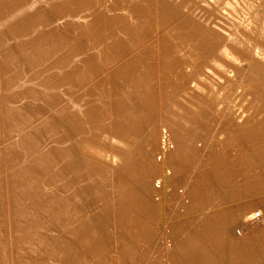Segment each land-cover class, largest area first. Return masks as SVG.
Segmentation results:
<instances>
[{"label": "bare ground", "instance_id": "6f19581e", "mask_svg": "<svg viewBox=\"0 0 264 264\" xmlns=\"http://www.w3.org/2000/svg\"><path fill=\"white\" fill-rule=\"evenodd\" d=\"M112 1L115 2V0H112ZM213 1L217 3V6H215V8L214 6L213 7L211 6L212 8H209V10H207L210 16L206 19H203L206 22H204V25L203 23H201V26L199 28L200 30L196 32L193 30V28L189 27L192 29L193 32H196V34L194 35L200 36L201 38L196 39L197 40V41L195 40L196 42L190 35L187 38L185 37V38L180 39V41L183 42L182 44L184 43L186 44L188 42L193 43V47L195 49H196V45L200 49L201 44H202L203 48H201V51H199V49H197L198 51H192L193 48H191L192 50L187 49V52H186L183 49H181V47L183 46L181 45V47L179 48L181 49L179 51L180 55L176 54L175 52L174 53L176 55H172L173 53L172 51L170 52L171 53L170 56H172V58L171 57L170 58L173 60L169 58V55H168V58L172 61L171 65L175 64L176 68L178 66L183 68V69L177 68L178 70L177 69H176L177 71L175 70L177 74L180 73L182 76H186V77H189V75L191 74L190 79L194 77L193 83L197 84L198 82L197 85L201 84L200 83L201 80H204L207 77L210 79L211 75L213 74L214 75L217 74V76L220 75L221 83L219 84L218 80H216L218 85H215V86H218L217 91L221 92L220 88L223 85H227L230 88V90H232V95H233V97L231 98L232 100L231 102H233L231 106H233L234 104V106L238 108L237 111L239 110L238 114L236 113V116L235 115L233 116L232 114H234V112H232L233 109L231 108L232 110L231 109L230 110L232 113L231 114L229 113L230 116L229 118L225 119L226 121L224 122V124L226 123L227 125H230V126H227L230 128L234 126L238 127L236 130H234V134L232 133V135H235V131H237L238 134L241 135V136L238 135L239 138L242 136H245L244 137L245 142H252V139H253L252 133L254 130V125H257L256 124L257 121L254 122V114L252 112H251L252 114L250 113L249 115L248 113L246 114V112H249L248 111L249 108H252V106L250 105L252 103L251 97L256 98L254 96L255 95L257 96V94H260V95L262 94L264 97V89L260 88L258 90L257 82L259 83L260 80L255 79L253 77L254 75L252 76L251 74L252 73L251 68L255 66L257 67V65L255 64L256 62H254V59L250 60L247 57H245V55H242L246 52L245 51L246 49L243 50L241 48L243 50L242 51L239 48V46L241 44H244V42L240 44V42H242L240 41L238 44L237 40H235V36L238 38L236 34L240 32L239 27H245V26L249 27V25H246V24H249L250 22H252L254 18L255 14L252 15L251 13L252 12L251 8L254 5L251 3V0H212L210 2L208 1V3L212 4L211 2ZM256 1L257 0H255V2ZM116 2H118L117 4H121L119 3L118 0H116ZM163 2L165 3V5L168 3L167 0ZM95 3L97 4L98 2H96L95 0H51V1L50 0H33V1L31 0H0V11L2 13H4L7 10L15 13V14L14 13L12 14V17L15 19V21H13L11 26L8 27V30H13L14 32H19V33L24 32L25 35L29 34L32 37L29 39H23V38L17 39L16 38L13 44L8 45V47L6 48H2L3 45L1 44H3V42L5 41V38L0 36V68H2L1 70L3 71V74L1 75L4 79V82H2L3 81L2 80L0 83H3V86L5 84V87L7 88L6 93L2 96V102H0V123L2 122V126H0V164L7 166L8 170H10V174L8 175L7 179L6 178L4 180L0 179V208H2L4 204V198H5L4 194L9 193L8 194L10 195L9 201L10 199L13 200L14 202L13 212L16 213L17 215L15 218L16 230L14 234H11V236L13 235L12 238L14 239L12 242L13 247L16 246L17 248L16 254L14 251H12L14 254V257L15 256L17 257L18 262L15 261L16 258H14L15 260L13 259V261L16 264L17 263L19 264H55L54 262H56V260L64 256L63 251H62L64 243L68 244V247H66V250H67L66 258L70 260H74V262H71L73 264L84 263L82 259L83 257L80 255L84 256V254L88 253V256L89 255L94 256L103 250L104 248L103 244L100 241H98L96 234L93 233L91 230V223H92V214L90 215L91 210H88L89 214L87 215L86 210L83 208H80L81 206L80 193H81L82 188L87 187L91 189L95 182H98V181L100 182L103 180V178L105 177V176L103 177V175L110 174L109 177H110L111 184L108 185V188H109V191L112 190V195H113L112 202L110 205L112 207L113 214L120 218V222H123L128 226H132L135 222V216H133V213L135 212L134 209L138 206L141 208L140 202L138 200L139 193L141 191L146 192L147 190L146 186L144 185L145 184L144 182H142L141 184L142 186L139 188L136 187L138 185L134 183L135 181L133 182L134 184L130 182L131 178L132 179L135 178V176L132 177L134 173L133 171H135V169L133 170L134 165L132 163V159L134 157L132 156L133 158H131L129 151L131 150V146L134 144L133 141L135 142L136 134L133 133L131 130V126H132L131 123H135L132 115H133L134 110H136V108L132 111V106L128 105V97H126L127 91L124 92L125 89L119 88L120 83H118V81L119 79L121 81H124L127 78V77L125 78V76L132 77V74H135V73H132L133 71L130 72V69L132 68L127 69V67H130L131 65H134L135 63L138 64L140 61L141 62L144 61L142 60L143 59L142 53L143 52L146 53L145 51L146 48L142 47L141 41L139 40L141 39L143 41V39H145V34L147 33V32L146 33L144 32L146 31L145 25H147L148 20L150 18L146 17L148 18L147 23L143 22V26H142L143 28H142L140 26L142 25L140 24L142 22L139 21L140 19L137 17L139 20H136L138 22L136 23V26H138L139 24L140 25L137 28L136 26L135 28H131V26L129 27V25L131 24L129 22L131 21L128 20V15L124 18L122 17L118 19L117 15L106 17L105 15L107 12L104 13L102 12L103 10L100 11L102 13L98 12L99 14L95 15L96 19L100 20L99 18L101 19L103 18L102 19V22H103V21H106L104 20L106 18L108 19V22L106 25H109L108 26L109 28L114 27L115 29L116 27L115 30L117 32L114 31V29L112 30V32L110 31L111 34L110 33L108 34L111 36H110V39H108L107 41V38H106L107 35L106 34L101 35L102 33H104L102 31L96 30L97 33L95 32L92 34L91 31L92 29H94L92 28V23L89 22V19H86L87 17L85 15L80 14L81 12L83 13L84 11H88L90 8H92L93 10H91V13H92L91 16L94 15V13L99 10V9L96 10V8L95 9L93 8V7H97ZM124 3L126 4L130 2H128L127 0ZM209 4H207V6H209ZM138 5L139 4L137 3V6L135 4L133 6L131 5L130 6H131V9L135 7V10L138 11V9L136 8L138 7ZM106 6L108 7L109 5H106ZM117 6L119 7L121 5H117ZM123 6H121V9H123ZM258 6H261V5H258ZM51 7L53 8L54 11L52 10ZM110 7H112V5ZM100 8L104 9L103 7H100ZM145 8L147 7L145 6L144 9ZM112 9L113 8L109 9V11H111ZM118 9L114 11L118 12ZM131 9L130 11L133 12ZM166 10L165 12L170 11L168 7ZM114 11L112 10L111 12H114ZM214 11H216L217 13H222L223 11H226L228 14H230V16L233 17V19L232 21H230V23H228L229 25L225 27L223 26L225 21L222 22L223 25H221V23H219V18H218V21L215 20L218 17L217 15H216L217 17L213 19ZM263 11H262V14H263ZM208 12H206V15H208L207 14ZM84 13L86 14V12ZM145 13L147 14L148 12L146 11ZM174 13H175V16L178 15L176 14L177 11ZM54 14H57V16L53 17ZM133 14H131L132 17H133ZM138 14L140 13L138 12ZM222 14L225 16V13H222ZM257 14L260 16L258 12H256V15ZM66 15H68V17H71V18L64 20L66 21L64 23L66 24L67 27L74 29V33H76L75 31L80 29V31L77 32L78 35L76 34L75 37L77 36L80 37L81 38L80 41H82V43L85 40H87V38L92 39V40L93 39L100 40V38L106 35L104 39L105 41H107V44H105V46L103 45L104 47L101 46L103 48L101 47H100L101 49L99 48L100 50L96 52L97 55L93 57L94 59H92V56L96 54L95 52H94L95 54L93 55L86 53L87 56L85 55L82 56V54L86 52L84 51L85 49H83L84 47H82L84 53L81 52L80 46H83L82 43L80 44V46H78L80 42L77 45H75L74 39L70 38L73 41L72 42L70 39L68 40L66 37L55 32L63 28V27L61 28V26L59 25H61L60 22L62 18L65 17ZM167 15L169 16L168 13ZM230 16L228 18H230ZM46 17L47 18L53 17V18L51 19V22H48L49 20H47ZM261 18H262V15H261ZM131 19L132 18H130V20ZM46 20L48 24H46ZM221 20L223 19L221 18ZM142 21H144V19ZM164 21L168 23L167 19ZM120 22H124V23H120ZM159 22H162V21H159ZM190 22H192V20H190ZM134 23L135 22H133V24ZM162 23L161 24L159 23L158 26L162 27L161 26ZM179 23H182L181 25L184 24L183 22H181V20ZM114 24H117V26H112ZM156 24H158V22ZM193 24L194 26H196L195 23ZM257 24L259 25V22ZM257 24L255 22V25ZM165 25L167 26V24ZM202 25L204 27H202ZM258 25L257 27H260ZM147 26H150V25H147ZM190 26H193V25H190ZM177 27L180 28L179 26ZM117 28L119 30H125L126 33L125 32L123 34L121 32L119 33ZM151 28H155V31L157 30L162 31V28H165V27L163 26L161 29L159 28L156 29V26L151 27ZM151 28L148 29L150 32H151ZM167 28H165V31ZM169 28L171 29L173 28V26ZM183 28H185L184 30H186V26ZM250 29H251V26H250ZM258 29L259 31L255 29L257 31V33L256 32L255 33L258 34L259 36H262L264 34V17L262 19L261 27ZM173 30L174 29H171L169 32ZM184 30H182L181 32L182 35L184 33ZM242 30L241 32H243ZM255 30H252V31H255ZM165 31H162V32H165ZM158 32L156 34H158ZM175 33L176 32L172 33V36ZM188 33H184V34L187 35ZM15 34L16 33H11L10 36H14ZM119 34H122V35L128 34L127 40L125 41L123 39L124 37H120ZM152 34L154 35L155 32ZM169 35L171 34L169 33ZM163 36H165V33H163ZM179 36L181 35L179 34ZM256 36L253 35V37H256ZM165 37H167V35ZM175 37H176V34H175ZM258 38L259 37H257V39ZM245 39H246V36H245ZM145 40L143 42H146ZM162 40H159V41H162ZM169 40L170 39H168V42ZM175 40L177 39H174V41ZM177 41L180 42L179 40ZM234 41H236L235 44L234 43H233L234 45L231 44ZM88 42H90V40H88ZM100 42H102V39L100 40ZM171 43L173 42H169V44L165 43L167 44V46L169 45L168 46L169 48L168 47L167 48L170 51H171L170 46L173 47ZM236 43L237 45H239L238 47ZM246 43L248 45V41ZM147 45L149 46V44ZM257 45L259 46V48L264 47V45L261 46L262 44L261 45L257 44ZM84 46H87V45H84ZM94 46L96 47V45ZM161 46L163 45L161 44ZM188 46L190 47V45ZM116 47L118 48V50L115 54L112 53L113 54L112 55L110 51L116 50ZM164 47L165 46L162 47L163 51H164ZM167 48H165V52H164L165 55L169 53V51L166 50ZM89 49L90 47L88 48V50ZM147 49H150V47H147ZM88 50L87 52H89ZM240 50L242 51V54ZM160 51H161V48H160ZM261 51L263 50L261 49ZM150 53L154 54L153 52H150ZM159 53L158 55H160ZM249 53L250 52H248V54ZM155 54L157 53L155 52ZM144 55H148V54H144ZM165 55L163 54V56ZM262 55L264 56V54ZM163 56L161 57L164 58ZM146 57L148 56H145V58ZM102 59H106V61L105 60L103 61H105L104 62L106 63L105 67L108 68L109 70V71H106V69L105 70L103 69L104 71H106V74L108 73L109 75V73L110 74L112 73V75H114L116 79L118 80V81L117 80L115 81L114 79H112L114 82L117 83V86L115 85L116 83H112V81L108 80L110 81V85L114 84L115 87H117L115 95L121 98L122 104H124L125 106L127 105L126 107L121 108L119 107V100H117V103H116V108L118 111L117 115L115 113V110H113L112 108L110 109V113L108 115L107 113L108 111L106 112L105 109L102 108L103 107L102 105L99 106L97 104V103L101 104L102 102H104V99L107 98L105 97L106 96L105 94H107V92L106 91H105L106 93L104 92V87L102 90V86L105 84L103 77L106 78L107 76L108 78L109 76L106 74H105L106 76H104V71L101 69V65H102L101 63L103 62ZM158 59H161V58H158ZM160 62H163V61H160ZM167 62L168 64H170L169 63L170 61L167 60ZM247 63H248V67H247ZM142 64L146 66L145 63L142 62L141 65ZM146 64H148L147 67H149V70H150L152 67V64L150 63V66H149V63H146ZM153 65L157 67L156 64H153ZM160 65L158 66V68L160 67ZM162 65H161V68L163 69ZM144 66L142 67L144 68ZM134 67L135 69L137 68L136 66ZM147 67H145V69ZM168 67H171V66H168ZM140 68H139V73H140ZM126 70L127 71L129 70V72L132 74L131 75L130 73L129 75L126 74L125 73ZM157 70H160V69H157ZM164 70H165V67H164ZM257 70L260 71V69H257ZM166 71L168 72V70ZM143 73H146V72L143 71ZM112 75H110V79L113 77ZM263 75H264V72H263ZM257 77H258V74H257ZM146 78L147 77H145L144 79ZM148 78H150V76ZM220 78L218 79L220 80ZM150 79L148 80L150 81ZM209 79H207V81H209ZM259 79H262V78H259ZM137 80L139 81V79ZM148 80L146 81L144 80L145 82L144 81L142 82L146 83ZM127 82L128 80L125 81L126 84ZM125 83L123 84V82H121V86L122 84L125 85ZM150 83H153V82L150 81ZM217 83H212V86ZM205 84H207V82ZM135 85L136 83L134 84V86ZM141 85H144V84H141ZM260 85H263V84H260ZM132 86L130 87L133 89ZM207 86L208 85H206V87ZM41 87H44V89L43 88L41 89ZM46 87L53 88V89L56 88L60 90L59 92L60 96L57 94L56 96H54V94L51 93L52 96L55 97L54 99H57V100L59 99L58 104H57L58 109L57 107L54 108V112L56 111L57 116H55L53 112H51V114L49 113L48 115H44L46 116V117L43 116L44 118H42L41 116L37 117L35 116L36 114L34 111L36 110L34 108L37 107L40 110H46L48 106L46 107L43 105H46V103L52 100L53 98L49 96V93H47L48 91L45 92ZM125 88H126V85H125ZM137 90L139 89L137 88ZM150 90L153 91L152 88H150ZM207 90H210V88L209 89L207 88ZM96 91L98 92V97L94 98V94ZM129 92H127V94ZM131 93H132V96H135L133 95L135 94L134 91H131ZM131 93L129 95H131ZM142 93H143V90H142ZM171 93H172V90H171ZM177 93H178L177 95L181 96L179 98H182L184 100L183 95L186 92L182 94L177 91ZM26 94L30 95L29 97L31 98V100H28L25 97ZM176 96L175 97L173 96V97L176 98ZM140 97H142L143 99V96H140ZM150 97L151 96H149V98ZM169 97L170 95L168 96V98ZM149 98H146V100L148 101ZM257 98H259V96H257ZM54 99H53V103H55ZM111 99H112L111 96L108 101H106L107 99H105V101L107 102L106 104L107 106L108 104L110 107L114 106L113 101ZM39 100L43 101L42 104L43 103L45 104L41 105L39 102L37 103V101ZM172 100L168 99V101H172ZM175 100L177 101V99ZM241 101H243L244 103H241ZM258 101L259 100L255 102L258 103ZM50 102H48L47 104H49ZM130 102L133 103L131 99H130ZM261 102L259 103L262 104ZM106 105L105 107H107ZM252 105L254 106L253 103ZM262 107L264 108L263 105ZM254 108L255 107H253V110ZM254 111H257V109ZM231 115L235 118V120L231 119L232 118ZM256 118L258 117L255 116V120H257ZM261 120L262 119H260L259 121L260 123L262 122ZM93 124H94V127H93ZM57 125H60L63 128V130H60L61 135H60V132H57V129H56ZM118 125L119 127H117ZM1 128H3V131H1ZM114 131L115 133L113 134ZM263 131L261 130V132ZM105 132H108L110 134L107 145L104 142V146L106 145L110 147L111 149L110 152L104 151L101 148V143H97V140L99 141L102 140V143H103V139H106V138H103L107 135ZM48 135H50L49 137H52L54 139L53 141L57 142V145L52 144L53 146L51 145L49 146V148H47L44 145L43 141L44 142L48 141L46 140L47 139L46 137ZM260 138L262 139V137ZM129 139L131 140V142H129ZM239 140L242 142L241 144L245 145V143H243L244 140L242 141L241 138ZM49 143L50 142L46 144L49 145ZM95 143H97L98 146L95 145ZM158 144H159L160 151L156 155V160H155V165L157 164L156 166L157 175L156 176L159 179V183L160 182L162 183L160 184L161 186H160V190L158 194L159 198H161V200H159V203L154 201L155 195L152 197V201L154 202L155 207L156 205L160 207V210H158V207H157V213L155 212V215H156L155 221H154V226L156 225L155 227H157L158 211H160L159 217L161 218L159 221L160 226H164L166 223H168L169 214L167 213H169V206L171 205V203H173V200H172L173 194L171 193L173 191V181L176 179L175 177H177V175L175 174L173 175V170H172L175 168V166L173 165H176V163L175 164L172 163V162H175V160L174 159H173L174 161L170 160V158L171 159L174 158L173 156L175 155L173 154L175 153V151H177L176 149L177 147H175V143L173 141V138L170 135L169 128H166L165 126H161L160 132L158 135ZM254 144L250 146L245 145L246 153L245 155H243L242 158H239L241 161L248 164L247 166L248 169L246 170L244 169V170L248 171V174H251V176H254L255 174V171H254L255 167L252 165L254 164L253 161L255 157V153H254L255 151L253 148V146H255ZM263 145L261 144V146ZM239 148H238V151L240 150ZM72 150L75 152L76 155L74 153H71ZM259 156L264 157V153H262V155H259ZM104 159H109L112 164H118L117 168L114 169L116 171L114 174L110 170L108 163L103 162ZM94 160H97L98 163H95ZM57 161H59L60 164H58ZM148 174L150 175L152 174V172L149 170ZM245 175H247V172H245ZM151 177H154L153 174ZM138 178L139 177L137 176V179ZM243 179L245 178L242 177V180ZM1 181L3 182L5 181V183L3 184ZM151 181L147 179V181L145 182L146 184H151V186L154 188L155 185L154 183H151ZM47 182L57 183L58 186L57 188L55 186H54L55 188H52L50 187L51 184L49 183L50 184L49 185ZM153 182H155V179L153 180ZM6 183L10 184L11 191H9L8 187H5ZM246 183L248 182L246 181ZM134 186L136 188H134ZM249 186L250 185H248V187ZM250 188L251 186L249 187V189ZM7 190L9 192H7ZM247 191L249 192V190ZM251 191L252 190L250 189V192ZM11 193H13V195ZM8 195H6L7 198H8ZM9 204L12 206L11 203ZM85 205L88 209H90V204L88 202H86ZM165 208H168V212H166ZM46 215L50 216L51 218L50 221L52 224L57 226L59 229L62 228L65 230L64 232H66V236L71 235L72 239H69L70 244L67 239L63 240L61 236L55 235V234H52L46 231L47 230L46 224L42 220L43 218L47 217ZM141 229L143 231L146 230L144 225L141 227ZM4 231L5 229H4L3 222H1L0 220V242H2L1 237L3 236V234H6ZM11 236L9 235L7 236V238L10 237L11 239ZM9 241H12V240H9ZM2 244L3 242L0 243V255L4 258V260L6 259L5 261H8V257H10L11 256L10 254L12 253L9 254V252H7L8 248L4 247ZM61 244H62V247H61ZM5 248L7 251L5 250ZM178 250L184 259L182 264H185V262L186 264H244V262L239 261V259H236L235 257L228 258V259L225 258V260H223L222 259L223 256L220 257L219 260L213 257H208V262H207V260L205 259L204 251L197 250L196 247L191 249L190 246H188V247H182L181 249L179 248ZM7 253L10 256H8ZM69 253L71 254V256ZM89 257L88 259L89 261H91V258ZM210 259L213 263H211Z\"/></svg>", "mask_w": 264, "mask_h": 264}, {"label": "rangeland", "instance_id": "374dc122", "mask_svg": "<svg viewBox=\"0 0 264 264\" xmlns=\"http://www.w3.org/2000/svg\"><path fill=\"white\" fill-rule=\"evenodd\" d=\"M31 1H33V0H31ZM95 1L98 2L97 4L95 3L96 6L98 7V5H99L98 8L93 7L94 9L96 8V10L99 9L98 11H96L97 13L95 12L94 15L91 16V14H92L91 10H93V9L90 8L88 11H84V12H86V14L84 12L83 13L81 12L80 14L85 15L87 17L86 19H89V22L92 23V28H94L91 31L92 34L95 33L97 30V31L104 32L101 35H103V34L107 35V36L104 35L102 38H100V40L102 39V42H100V40H98V39H97L98 40L97 41L96 39L92 40V39L87 38V40H85L86 42L84 41L82 43V41H80L81 40L80 37H78V36L75 37L76 34L78 35L77 32H79L80 29L75 31L76 33H74V29L67 27L66 24L64 23V22H66L64 20L71 18V17H68V15L63 17L61 22L59 21L61 23V25H59V26H61V28L62 27L63 28L55 31L56 33H59L60 35L66 37L68 40L70 38L74 39L75 45H77L80 42L78 45V46H80V44L82 43L83 46H80L81 52L84 53V51H86L84 54H82V56H84V55L87 56V54L93 55L96 52H98L101 48H103L105 46V44H107L108 39H110L111 35H109L108 33H110V31L112 32V30L114 29V27L109 28L108 27L109 25H106L108 22V19L105 18L104 20H106V21L102 22L103 18L102 19L99 18L100 20L96 19L95 18L96 14H99L102 12H104V13L107 12L105 15L106 17H108V16L111 17V16L117 15L118 19H120L122 17L124 18L128 15V20L131 21V22H129V23H131L129 25V27L131 26V28H135L136 23H138L136 20L140 19L139 21L142 22V23H140L142 25H140V24L139 25L142 27L143 22L147 23L148 18H150L148 20V23H147V25H150V26H147L144 24L146 26V31H144V32L145 33L147 32L145 34V39H147V40L143 39V41L145 40L146 42H143L141 39L139 40V41H141L142 47L146 48V50H145L146 53L145 52H143V53L148 54V55H144L142 53V57H143L142 60H144L142 62L145 63L146 66H144V64L141 65L142 62L140 61L138 64L135 63L136 65L134 64V65H131L130 67H127V69L132 68V69H130V72L133 71L132 73H135V74H132L129 72V70L128 71L126 70L125 73L128 75H129V73H130V75L132 74V77L131 76L130 77L125 76V78L127 77L126 80L121 81L119 79V81H118L116 79V77L114 75H112V73L111 74L109 73V75H108V73L106 74V71H109V70H108V68L105 67L106 63H104V62L106 61V59H102V61L103 60H105V61H103L102 63L99 62L102 64L101 69L102 70L106 69V71L103 70L104 76H106V75L109 76L108 77L109 79L107 78V76H106V78L103 77L105 84L102 86V90L104 87V92L105 91L107 92V94H105L106 95L105 97H107V98H105V99H107L106 101H108L110 99V96H111V98H112L111 100L113 101L114 106L110 107L109 104L107 106L106 105L107 102L105 101V99H104V102H102L101 104L97 103V101H96V103L99 106H101V105L103 106L102 108L105 109L106 112L108 111L107 112L108 115L110 113L111 108L113 110H115V113L117 115L118 114V111L116 108L117 100H119V107L122 108V107H126L127 105L125 106L124 104H122L121 98L115 95L116 88H117V87H115V85L117 86V83L114 82L112 79H114L115 81L117 80L118 83H120L119 88L125 89L124 92L130 91L128 94L126 92V97H128V105L132 106V111L136 108V110H134L135 113L133 112V115H132L135 123H131L132 124L131 130L133 133L136 134L135 135V142L132 140L134 144L132 143L133 144L132 146L130 144L131 150L129 149L131 158L134 157L132 159V163L134 165L133 170L135 169V171H133L134 173H133L132 177L135 176V178H133L134 180L131 178L132 180L130 179V182L133 183L135 181L134 183L136 185H138V186H136L138 188L141 187L142 182H144L145 183L144 185L147 188V190H146L147 194L144 191H141L139 193L138 200L140 202L141 208L138 206L134 209L135 212L133 213V216H135V222L132 226H128L125 223L120 222V218L113 214L112 207L110 206L111 202H112V198H113L112 190L109 191V188H108V185L111 184L110 177H109L110 174L103 175V177L105 176L103 178V180L100 182L99 181L95 182L91 189H89L87 187L82 188L81 193H80V196H81L80 208L85 209L87 215L89 214L88 210H91V213H90V215L92 214L91 230L93 233L96 234L98 241H100L103 244L104 248L101 252H99L97 255H94V256L89 255L90 256L89 257L88 253L84 254L85 257L83 255H80L83 257L82 259L84 262L81 264H182L184 259L181 256V254L179 253L178 249L179 248L181 249L182 247H188V246H190L191 249L196 247L197 250H200V251L203 250L204 254H205V259L207 260V262H208V257H213V258L219 260L220 257L223 256L222 257L223 260H225V258L228 259V258L235 257L236 259H239V261L244 262V264H248V263H250V264H264V219H259L256 217L258 212L264 213V164H263L264 163V157L259 156V155H262V153H264V145H263L264 144V131H263V129H264L263 128L264 127V123H263L264 122V117H263L264 116L263 115L264 114V108L262 107V105L264 106V97L262 94L261 95L257 94V96H259V98H257L256 95L254 96L256 98L251 97V99H252L251 102L254 104V106L251 103L250 105L252 106V108H249V110H248L249 112H246V114L248 113V115L251 112L254 114V122L257 121L258 123H260L259 121H260V119H262L261 120L262 122L260 124H258L256 122L257 125H254V130L252 133V136H253L252 142H245V140H244L245 136L240 137L242 139V141L244 140L243 143H245L246 146L247 145H249V146L253 145L256 142L254 144L255 146H253L254 151H255L254 152L255 157H254V161H253L254 164H252L255 167V170H254L255 174H254V176H251V174H248V171H245L246 169H248L247 168L248 164H246L245 162H243L239 159V158H242L243 155H245V153H246L245 147L246 146L244 144H241L242 142L239 140L240 138L238 137V135H240V134H238L237 131H235V135H232V133L234 134V130H236L238 127L234 126V127L230 128V127H227L230 125H227L226 123L224 124V122L226 121L225 119L229 118V116H230L229 113L231 114L232 112H234V114H232V115L236 116V113L238 114V112H239V110L237 111L238 108L236 106H234V104H233V106H231L233 103V102H231L232 101L231 98L233 97L232 90H230V88L227 85H223L220 88L221 92L217 91L218 86H215V85H218V83L219 84L221 83L220 75L217 76V74L216 75L213 74V75H211L210 79L207 77L204 80H201V82H200L201 84L197 85L198 82H197V84L193 83L194 77H192V79H190L191 74L189 75V77L182 76L180 73L177 74V72H176L178 70L177 68H179V69H183V68H181L179 66L176 68L175 64H173L174 66L171 65V63H172L171 60H173V59H171L172 56H170L171 55L170 52L173 51L172 55H176V54L180 55L179 51L181 49H183L184 51L187 52V49L192 50L191 48H193L192 51H198L197 49H199V47L197 45H196V49H195L193 47V43L188 42L189 44L188 43L182 44L183 42L180 41V39L185 38V37L187 38V37H189V35L192 36L194 41L196 39H200L201 38L200 36H197L194 34H196V32L200 30L199 28L201 26V23H203V25H204V22H206L203 19H206L210 16L209 12L207 10H209V8H212L213 6L215 8V6H217V3L213 1V2H211L212 4H209L208 1L210 2L212 0H167L168 3L165 5V3L163 1H166V0H130V1L128 0V2H130V3H126L127 4L126 5L124 2L127 0H124V1L118 0L119 3H121V4H117L118 2H116V0H115V2H113L112 0H109V1L108 0H95ZM110 1H112V2H110ZM121 1H123V2H121ZM100 3H102V4H100ZM132 3H133V5L135 4L136 6H137V3L140 5V6L138 5V7H136L138 9V11L135 10V7L134 8L132 7L133 9H131V6H133ZM162 3H164V4H162ZM251 3L254 5L251 8L252 15L255 14L254 18H253L252 22H250L249 24H246V25H249V27L248 26L239 27L240 28L239 31L241 32V30L243 29L242 30L243 32H241L242 33L241 34L239 31H237L240 34L239 33L236 34L238 36V38L235 36V40H237L238 44L240 41H242V42H240V44L244 42V44H241L240 46L237 45V43H236L237 47L239 46L240 49L241 48L243 50L246 49L245 51L247 53L244 51L245 53L243 52L244 54H242L243 50L241 49L242 50V51L240 50L241 54L245 55V57H247L250 60L254 59V62H256L255 64L257 65V67L255 66V67L251 68V71H252L251 74H252V76L254 75L253 77L255 79L260 80L259 83L257 82V84H258L257 87L259 90L260 88L264 89V82H263V80H264V75H263V72H264V56L262 55V54H264V47H262V48L260 47L263 50V51H261V49L259 48V46L257 44H259V45L262 44L261 46L264 45V34L262 36H259L258 34H256L257 33L256 30L259 31L258 28L261 27L262 19L264 17V15H263L264 14V11H263L264 10L263 9L264 8V6H263L264 0H260V1L257 0L256 2H255V0H251ZM207 4H209V6H207ZM106 5H109V6L107 7ZM111 5H112V7H110ZM117 5H121V6L124 5L123 6L124 10L121 9V6L118 7ZM258 5H261L262 7L258 6ZM145 6L147 8L144 9ZM100 7H103L104 9H102ZM125 7L127 10L125 9ZM129 7L133 12L130 11ZM167 7H168V9H170V11L168 10L169 12H165ZM107 8H109V9L113 8L112 9L113 11L117 10L118 8H120L121 10L118 9V12H116V11L111 12L112 10L109 11V9H107ZM52 10H53V8H52ZM119 10L121 13L119 12ZM100 11H102V12H100ZM142 11H144V12H142ZM146 11L148 12L147 14L145 13ZM176 11H177L176 14H178L179 16L178 15L175 16L174 12H176ZM262 11H263V14H262ZM138 12L140 14H138ZM206 12H208L207 13L208 15H206ZM256 12H258L260 14V16L258 14L256 15ZM13 13L14 12L8 11V10L5 11L4 13H2L0 11V36L5 38V41L3 42V44H1L5 47L2 46V48H6V47H8V45L13 44L15 42L16 38L17 39L32 38L31 35H29V34L25 35L24 32L19 33V32H14L13 30H8V27L11 26L13 21H15V19L12 17ZM167 13L169 14V16L171 14L172 17L171 16L169 17L167 15ZM222 13H225V16ZM222 13H217L216 11H214L213 19H215V17L218 16L215 20L218 21V18H219V23H221V25H223L222 22L225 21L226 23L224 22L223 26L227 27V25H229L228 23H230V21H232L233 17L230 16V14H228L226 11H223ZM131 14H133L134 18L132 17ZM184 14H185V16H184ZM138 15H140V16H138ZM261 15H262V18H261ZM55 16H57V14H54L53 17H55ZM143 16H144V18H143ZM219 16L223 20H221V18ZM229 16H230L231 20H230V18H228ZM53 17H51V18L46 17V18H47V20H49L48 22H51V19ZM89 17H91V18H89ZM146 17H148V18H146ZM175 17H176V19H175ZM181 17H183V18L186 17V18L183 19ZM191 17H193V18H191ZM203 17H205V18H203ZM226 17H227V19H226ZM130 18H132V19L130 20ZM135 18H137V19H135ZM143 19H144V21H142ZM166 19H167V22L169 24L166 23V21H164ZM193 19L194 20L197 19V20L194 21ZM47 20H46V24H48ZM180 20H181V22L184 23L183 25H181L182 23H179ZM190 20H192V22L195 23L196 26H194V24L192 22H190ZM159 21H162L164 23L159 22ZM133 22H135V23L133 24ZM157 22H158V24H156ZM187 22L189 24L191 23L190 25H193L194 27L190 26ZM255 22H256V24L259 22V25L258 24L257 25L260 27H257V25H255ZM120 23H124V22H120ZM159 23L160 24L162 23L161 26L162 27L164 26L165 28H167V27L169 28V27L173 26V28H171V29H174V30L169 32L171 29L167 28L165 31V28L158 26ZM153 24H154V26H153ZM165 24H167V26ZM185 24H187V25H185ZM203 25H202V27H204ZM112 26H117V24H114ZM138 26H136V28ZM145 26H144V28H145ZM155 26H156V29L162 28V31H165V32H162L159 30L155 31V28H151V27H155ZM177 26H179L180 28H178ZM185 26H186V30H184L185 28H183ZM250 26H251V29H250ZM189 27L193 28V30L196 32H193L192 29ZM150 28H151V32L148 30ZM115 29H116V27H115ZM115 29H114V31H116ZM152 29H154V30H152ZM117 30L119 31V33L120 32L122 34L124 32L126 33L125 30H119L118 28H117ZM182 30H184V33L189 32L187 34L188 36L184 33L182 35L181 34ZM189 30H191V31H189ZM252 30H255V31H252ZM154 32H155V34L158 32V34H156L157 36L154 34L155 37L152 34ZM174 32H176L175 33L176 37H175V34H173V36H172V33H174ZM11 33H16V34L14 36H10ZM159 33H161V34H159ZM163 33H165V36L167 35L168 39H170L169 42H173V43H171V45H173V47L170 46L171 51L168 49L169 45L167 46V44H169L168 39H167V37L163 36ZM169 33L171 35H169ZM252 33H254V34H252ZM122 34H119L120 37H124L123 39L126 41L128 34H126V35H122ZM179 34L181 36H179ZM191 34H193V35H191ZM184 35H186V36H184ZM243 35L246 36V39H245V36H243ZM251 35H252V37H251ZM253 35H255V36L257 35V36L253 37ZM105 36L107 38V41H105V39H104ZM150 36L152 39L150 38ZM152 36L155 38V40ZM194 36H195V38H194ZM159 37H161V38H159ZM257 37H259L258 39H260V40H258ZM162 38H163V40H162ZM164 38H165V40H164ZM173 38L179 40L180 42H178L177 40L174 41ZM239 38H241V39H239ZM88 40H90V42H88ZM159 40H162L163 42L159 41ZM91 41H93L94 43ZM164 41H166V42H164ZM247 41H248V45L246 43ZM154 42L156 45L154 44ZM235 42L236 41L232 42L231 44H233V43L235 44ZM85 43H87V44H85ZM90 43H91V45H90ZM165 43H167V44H165ZM93 44L96 45V47ZM145 44L147 47H150V49L152 51L150 49H147ZM147 44H149V46ZM161 44L163 46H165L164 51L162 49L163 46H161ZM177 44H178V46L179 45L180 46L178 47ZM187 44L190 45V47ZM84 45H87V46H84ZM157 45H158L159 49H158ZM174 45H176V46H174ZM181 45H183V46L185 45V46L181 47ZM101 46H103V47H101ZM186 46H188V47H186ZM253 46H255V47H253ZM82 47H84L83 48V49H85L84 51H83ZM89 47H90V49L88 50ZM180 47H181V49H179ZM153 48H154V50H153ZM160 48H161V51H160ZM165 48H167L166 50L169 51V53L166 54L167 56L164 53ZM201 48H203L202 44H201ZM201 48L199 49V51H201ZM87 50L90 53L87 52ZM117 50H118V48L116 47V50H112L110 52H111V54L112 53L115 54L117 52ZM253 50H255L256 52ZM154 51L157 54H155ZM251 51H253V52H251ZM150 52H153L154 54H152ZM248 52H250V53L248 54ZM158 53L160 55H158ZM163 54L165 56H163ZM96 55H97V53L94 56H92V59H94L93 57H95ZM168 55H169V58L171 57L170 58L171 60L168 58ZM246 55H248V56H246ZM255 55H257V56H255ZM145 56H148V57H146L147 59L145 58ZM154 56H156V57L159 56V57L156 58ZM161 56H163L164 58H162ZM152 57L157 61H155ZM165 57L168 59H166ZM149 58H151V59H149ZM158 58H161V59H158ZM167 60L170 61L169 62L170 64H168ZM160 61H163V62H160ZM164 62L167 64H165ZM146 63H149V66L151 63L152 67L153 66L154 67L153 68L151 67V69L149 70V67H147L148 64H146ZM153 64H156L157 67ZM160 64L161 65L163 64L162 65L163 69L161 68ZM138 65H139V67H138ZM159 65H160V67L158 68ZM134 66H136L138 69L137 68L135 69ZM142 66H144V68ZM168 66H171V67H168ZM145 67H147V68L145 69ZM164 67H165V70H164ZM247 67H248V63H247ZM139 68H140V73H139ZM167 68H169L171 70H169ZM256 68L260 69V71L257 70ZM1 69L2 68H0V72H2V73H0V82L2 80H3L2 82H4V79L1 75V74H3V71ZM157 69H160V70H157ZM161 70H162V72H161ZM166 70H168V72ZM143 71L146 73H143ZM169 71H171V72H169ZM254 72L256 73V75ZM147 73H149V74H147ZM142 74L143 75L145 74V75L143 76ZM257 74H258V77L262 78L263 80L259 79L257 77ZM259 74H260V76H259ZM110 75L113 76V77L111 76L112 77L111 79H110ZM140 75H141V77H140ZM149 76H150V78L152 76V78L151 79L148 78ZM1 77H2V79H1ZM145 77H147V78L144 79ZM141 78H143V79H141ZM218 78H220V80ZM137 79H139V81ZM148 79H150V81L153 83H150V81ZM207 79H209V81H207ZM108 80H110V81H112V83H116V84L115 85L113 84L114 86L112 84L110 85V81H108ZM127 80H128L130 85L128 84V82H127V84L125 83V81H127ZM144 80L145 81L148 80L149 82L147 81L146 83H143L142 81H144ZM216 80H218V83L216 82ZM121 82H123V84L125 83L126 88H125V85H123V84L121 86ZM137 82H139V83H137ZM206 82H207V84H205ZM135 83H136V85L134 86ZM149 83H150V85H149ZM212 83H217V84H214L212 86ZM141 84H144V85H141ZM260 84H263V85H260ZM206 85H208V86L206 87ZM130 86H132L133 89ZM164 86H166V87H164ZM136 87L139 90H137ZM42 88L44 89V87H41V89ZM142 88H144V89H142ZM150 88H152L153 91L150 90ZM207 88L208 89L210 88V90H207ZM142 90H143V93H142ZM166 90H167V92H166ZM171 90H172V93H171ZM6 91H7V88L5 87V84L3 86V83H0V102H2V96L6 93ZM131 91H134L135 94H133V95H135V96H132ZM177 91L182 93V94L184 92H186L183 95L184 100L182 98H179L181 96L177 95L178 94ZM45 92L49 93V96H51V97H53L52 94H54V96H56V94L60 96V93H59L60 90L56 89V88L53 89V88L46 87ZM169 92H170V94H169ZM130 93H131V95H129ZM141 93H142V95H141ZM148 93H150V94H148ZM166 94L167 95L169 94L171 98L170 97L168 98L169 95L167 96ZM152 95H153V97H152ZM29 96H30L29 94L25 95V97L28 100H31V98ZM130 96H132V97H130ZM140 96H143V99ZM149 96H151V97L149 98ZM173 96L174 97L176 96V98H174ZM97 97H98V92L96 91L94 94V98H97ZM227 97H229V98H227ZM54 98L55 97H53L52 100H50L52 103L50 101H48L51 103V104L49 103L50 105L47 104L48 103L47 101H45V102H47L46 105H43L45 103L42 104L43 101H40V100L37 101V103L39 102L41 105L46 106V107L48 106V107H47V109L45 108L46 110H40L39 108L35 107L34 108L36 110V111H34L36 114L35 116H37V117L41 116L42 118H44V117H46L44 115H48L49 113L51 114V112H53V114L55 116H57L56 111L54 112V108L57 107V109H58L57 104H58L59 99L57 100ZM146 98H149L148 101L146 100ZM53 99H54L55 103L57 102L56 104L53 103ZM130 99H131V101H133V103L130 102ZM168 99L169 100L173 99L174 101L173 100L168 101ZM175 99H177L178 102ZM257 100H259L258 103L255 102ZM259 102H261L262 104H260ZM241 103H244V102L241 101ZM52 104H54V105H52ZM105 105L107 107H105ZM117 107H118V105H117ZM253 107H255L254 110L257 109V111H254ZM230 109L232 110V112ZM251 110H253V111H251ZM261 111H263V112H261ZM258 114H260L261 116ZM232 115H231V117H232L231 119L235 120V118ZM255 116L258 117V118H256L257 120H255ZM113 118H114V116H113ZM261 125H262V127H261ZM0 126H2V122L0 123ZM90 126H92V125H90ZM161 126H165L166 128H169L170 135L173 138V141L175 143V147H177L176 148L177 151H175V153L173 154L176 157L173 156L174 158H172V159L170 158L171 161L173 159L175 160V162H172V163H174V164L176 163V165H173V166H175V168L172 170H173V175L175 174V175H177V177H175L176 179L173 181V191L171 192L173 194L172 195L173 203H171V205L169 206V213H167V214H169L168 215L169 216L168 217V223H166L164 226H160L159 221L161 218L159 217L160 211H158L157 227H155L156 226V225L154 226V221H155V217H156L155 212L157 213V207H158V210H160V207L158 205H156V207H155L154 202L152 201V197L155 195V198H154L155 202L159 203V200H161V198H159L158 194H159V190H160V186H161L160 184L162 182L159 183V179L156 176L157 175V173H156L157 172V168H156L157 164L155 165L156 155L160 151L159 150L160 149L159 144H158V135H159ZM93 127H94V124H93ZM117 127H119V125ZM259 127H260V129H259ZM56 129H57V132H60V135H61L60 130H63V128L60 125H57ZM258 130H260V131H258ZM261 130L263 132H261ZM1 131H3V128H1ZM105 133L107 135L105 134L106 136L103 138H106L107 140L103 139V143H102V140H100L101 142L99 140H97V143H101V148L104 151L110 152L111 151L110 147L106 146L108 141H109V135L110 134L108 132H105ZM114 133H115V131L113 132V134ZM49 136L50 135H48L46 137L47 138L46 140H48V141H46V142L43 141L44 145L47 148H49V146H51L52 144L57 145V142L53 141L54 139L52 137H49ZM234 136H236V137H234ZM260 137H262V139ZM255 139H256V141H255ZM48 142H50L49 145H47ZM104 142L106 144L105 146H104ZM129 142H131L130 139H129ZM237 142H239V143H237ZM97 143H95V145L98 146ZM261 144L263 146H261ZM240 145H242V146H240ZM238 148L240 149L239 151H238ZM242 149H243V151H242ZM71 153L75 154V152L73 150L71 151ZM57 162H58V164H60L59 161H57ZM94 162L98 163L97 160H94ZM103 162L108 163V166H109V168L113 174L116 172L114 169L117 168L118 164H112L109 159H104ZM134 163H136L137 165ZM138 163L140 166L138 165ZM6 167L7 166L0 164V179L4 180L5 178L6 179L8 178V175L10 174V170H8V167L7 168ZM155 168H156V170H155ZM242 168H243V170H242ZM140 170H141V172H140ZM149 170L152 172L154 177H151L152 174H150V175L148 174ZM138 171H139V173H138ZM244 171L247 172V175H245ZM240 172L243 173L244 175L241 174ZM139 174L140 175L142 174V175L140 176ZM137 176L139 178L141 177L140 180H139V178L137 179ZM245 176L246 177L250 176V177L246 178ZM242 177L245 179L242 180ZM150 178L152 179V181ZM147 179H149L151 181V183H154V185H155L154 188L151 186V184H146L145 181H147ZM154 179H155V182H153ZM136 180H137V182H136ZM246 181L248 183H246ZM1 182L3 184L5 183V181L4 182L1 181ZM47 183L49 184L50 182H47ZM50 184L49 185L52 188H55V187L57 188V186H58L57 183H50ZM5 185H6L5 187H8L9 191H11L10 190V184L6 183ZM248 185L251 186V188H250L252 190L251 192L249 189L250 186L248 187ZM136 187L134 186V188H136ZM246 187H248V188H246ZM247 190H249V192ZM9 191L7 190V192H9ZM8 194L7 193L4 194L5 198H4V204L2 206L3 209L0 208V220H1V222H3L4 229H5L4 232L6 233V234H3V236L5 235L6 238H5V236L4 237L2 236L1 240L3 242L2 245L4 247L8 248V251L6 250V248H5V250L7 252H9V254L10 253L13 254L12 251H14L16 254L17 248H16V246L13 247L12 242L14 239L12 238L13 235L11 236V234H14L15 230H16L15 218L17 215H16V213L13 212V209H14L13 203L14 202L11 199L9 201L10 195H8ZM11 194L13 195V193H11ZM6 195H8V198ZM161 195H160V197H161ZM6 199H8V200H6ZM243 199H245V200H243ZM86 202H88L90 204V209H88L86 207V205H85ZM7 203L8 204L11 203L12 206L10 204L8 205ZM165 210H166V212H168V208H165ZM46 216L47 217L42 219L46 224V228H47L46 231L49 233L61 236L63 240L67 239L69 244H70L69 239H72L71 235L66 236V232H64L65 230L62 228L59 229L57 226L52 224L50 221L51 220L50 216H48V215H46ZM143 225L145 226V229H146L145 231H143L141 229V227ZM9 235L11 236V239H10V237L7 238V236H9ZM4 238L6 241L4 240ZM8 239L12 240V241H9ZM2 242H0V243H2ZM7 243H8V245H7ZM61 247H62V244H61ZM66 247H68V244L64 243L63 248H62L64 256L59 258L58 260H56V262H54L55 264H73L71 262H74V260H70V259L66 258V255H67ZM211 252H212V254H211ZM9 254H8V256H10V255L11 256L8 257V261H5L6 259L4 260V258L0 255V264H16L13 261V259L16 258V260L15 259L14 260L17 261V257L16 256L14 257V254L13 255L12 254L9 255ZM70 256H71V254H70ZM86 257H87V259H86ZM88 257L91 258L92 262L89 261ZM222 259H221V261H222ZM210 261H211V259H210ZM211 263H213V262L211 261ZM17 264H19V263H17ZM185 264H186V262H185Z\"/></svg>", "mask_w": 264, "mask_h": 264}, {"label": "built area", "instance_id": "2783aa9c", "mask_svg": "<svg viewBox=\"0 0 264 264\" xmlns=\"http://www.w3.org/2000/svg\"><path fill=\"white\" fill-rule=\"evenodd\" d=\"M256 217L259 219H264V213L258 212Z\"/></svg>", "mask_w": 264, "mask_h": 264}]
</instances>
